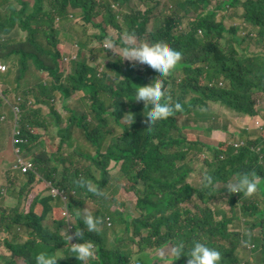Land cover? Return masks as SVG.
Returning a JSON list of instances; mask_svg holds the SVG:
<instances>
[{"label": "trees", "instance_id": "obj_1", "mask_svg": "<svg viewBox=\"0 0 264 264\" xmlns=\"http://www.w3.org/2000/svg\"><path fill=\"white\" fill-rule=\"evenodd\" d=\"M14 1L22 7H15ZM129 1L0 0L6 12H0V61L13 70L7 77L13 75V81L2 82H8L10 87L6 93L10 104L23 112V134L29 135L27 125L40 129L36 136L32 135V144L25 151L30 152L29 157L44 179L28 174L27 184L40 183L43 189L11 198L10 214L0 221V264H35L40 253L57 257V264H84L70 252V243L83 241H91L95 248L88 264H134L135 256L142 263V257L155 258L157 253L170 252L179 244H183L187 255L197 241L218 250L220 264H242L243 252L254 249L253 259L264 264V194L259 192L264 183V152L260 148L263 140L241 155H224L220 146L215 148L214 182L219 180L225 185L244 172L255 173L257 178V191L252 197L229 193L222 202L231 210H238L235 217L221 214V220H216L210 202L216 192L227 189L202 187L194 180L189 143L179 133L175 119L179 113L200 108L210 114L220 110L232 115H253L255 109L264 111L262 105H255L252 100L253 92L260 88L252 76L262 59L247 58L250 46L264 39V0H221L212 10L211 0H151L160 18V27L151 39L168 42L169 47L183 51L186 57L181 66L185 82L175 86L163 84L165 102L179 104L180 108L151 130L141 118L149 109L132 100L136 87L132 70L119 63L108 64L123 80L116 89L107 88L114 98L106 108L104 101L97 98L98 88L103 87L97 80L101 77L89 66L90 61L79 56L78 42H70L71 24H66L101 29L108 23L122 30L111 11L114 5L124 6ZM79 13L81 17L75 18ZM139 19L136 15L126 16L127 33L143 35L147 18ZM242 28L246 29L245 35L240 34ZM69 61L74 63L72 71H66ZM60 71L66 72L68 78L63 79ZM155 79L154 73L143 69L142 78L136 82L142 80L149 85ZM78 92L83 93L81 101L86 111L68 106ZM0 103L1 108V95ZM124 116L133 121L121 145L110 124L125 128L121 123ZM76 131L92 151L84 153L73 143ZM109 137L110 143L105 146ZM111 163L120 165L116 180L131 183L128 194L135 197L140 212L137 218L120 213L119 220L108 213L105 205L100 209L96 205V198L106 197L110 190ZM81 180L93 183L98 194L82 187L78 183ZM49 183L65 192L73 220L64 217L60 198L59 205L46 215L44 211L39 213V202L51 196ZM91 203L95 206L92 215L100 221L98 230H85L81 240L75 232L83 229L82 216ZM190 203L196 208L195 213L186 207ZM23 204H27V210L21 209ZM108 219L125 224V235H116L111 249L105 247L101 235ZM15 225L29 231L27 240L21 235L13 237L11 228ZM3 231L13 238L2 240ZM67 234L73 236L71 241ZM4 244L9 248V256L3 252ZM66 252L70 256L64 258ZM166 264H188V257L169 255Z\"/></svg>", "mask_w": 264, "mask_h": 264}, {"label": "clouds", "instance_id": "obj_2", "mask_svg": "<svg viewBox=\"0 0 264 264\" xmlns=\"http://www.w3.org/2000/svg\"><path fill=\"white\" fill-rule=\"evenodd\" d=\"M246 0H241L242 3H244ZM130 2L124 6H117L114 5L113 10L111 11V14L115 18V23L122 28V30L117 29L111 24H106L107 26H110L114 30L118 32V34L122 36H126L123 41L124 47H122V59L127 60L130 62L129 64L124 65L122 63L121 59L118 60H108L105 63V68L107 73H104V66L97 68L95 71L98 74V77H101L100 80L103 84L102 88H98V94L97 98L99 100H102L100 97L101 92L108 93L111 96V99L114 98L113 95L107 90L108 87H112L114 89L117 88V85L123 80L122 77H117L116 74L108 67L109 63H119L122 67L128 68L132 70L133 74V82L136 84L135 92H134V99H132L135 102L143 103L145 108H148L149 111H146L143 114L142 121L146 124V127L148 130L153 129L157 124L161 121H165L169 118V116L172 114L174 110H179L180 105H171L167 102H165V96L166 93L164 91L163 84H169V85H175V73L178 70H182L181 67L182 64L186 61V57L184 56V52L178 49H173L169 47L168 42L166 41H153L151 39V35L157 31V29L160 27L157 20L155 22V26L151 32H148L146 27L147 24L150 21V14L151 9L148 8L145 12L139 11V10H133L130 9ZM125 8L130 9L129 13H122L121 14V21H120V15L118 14L120 10H124ZM0 12L2 14H6V12L2 9L0 5ZM136 15L140 17L139 21H142L141 17L145 16L147 18V21L144 23L142 29H143V35L137 36L134 33H127V26L125 23L126 16ZM101 36L98 37L100 41H103L104 39L108 38V35L102 27L100 29ZM148 33L149 40L147 42L142 43H135L134 37L136 38H143ZM240 34L241 31H240ZM246 34V31L243 33V35ZM258 45H264V39H260L259 41H256ZM105 48L107 49H113L114 45L111 42V40H108L105 42ZM109 50V55H113V51ZM247 58H254V57H260L262 60L257 64L256 66V72L252 76V78L255 80L256 84L260 86V88H256L255 91L252 94V100L255 102V105L257 102H262L264 99H256L255 95L257 93H264V52H253L250 54ZM0 65L5 66L6 70L1 71L0 74H5L8 72V66L4 64V62L0 61ZM89 66H93L92 62H89ZM94 67V66H93ZM137 67V69H135ZM146 69L150 71L151 73H154L156 75V81L153 83V81L149 85H145V81L142 80L140 82H136L137 78H142V70ZM112 75V76H111ZM143 82V83H142ZM141 83V84H140ZM90 84V82H89ZM145 86H140V85ZM25 88V87H24ZM10 89L8 87V82L3 83L0 82V95L2 98V105L8 106L10 108V112L13 116V128H12V139H11V145L13 147V152L15 154V160L12 163L10 170L13 173H20L22 175H28L30 173H34L37 178H39L41 181H44V179L38 174V168L34 164V162L31 159L26 158L22 154V150L25 151V148L28 145H31V137L32 135H37V130L39 128H32L30 125H27L26 130L29 132V135L26 137L23 134L24 128L22 125V118H23V112L20 111L17 115L14 113L13 107L10 104L8 98H7V91ZM88 96L91 97V93H87ZM1 104V103H0ZM256 110V109H255ZM254 114H235L237 117L241 118H250L251 126L247 122L244 123L242 127L237 126L236 130H234L230 136L227 137V139L223 142L224 147L222 148V151L224 155L231 154V155H241V153L250 152L254 149L256 142H258L261 139L252 140L249 135V131H255V132H263L264 131V115L258 113V110L255 111ZM206 114L212 115L210 113ZM221 113H218L216 116V119H209L208 121L204 122L198 117L196 118L197 122L193 123H186V124H180L177 117L175 119L177 120L178 126L180 128V134L183 135L184 138L188 141V148L191 152V155L193 156V162L196 160H203V166H202V172L203 175H201V178L199 179L198 183L201 186L205 185H212L213 187H217L221 182L218 180L214 182L213 176H214V152H215V146L204 144L200 141L199 137L205 133L208 135H211L213 130H223L225 132H228L229 128L235 123L232 120H229L227 116L225 115V122L222 120ZM224 115V114H223ZM1 121L6 120V116L4 113L1 114ZM207 123L208 125H206ZM131 122L126 125L124 128V132L122 135H120L117 139V142H119L121 145H123V142H121V139L123 138L125 131L127 129H130ZM115 128V127H113ZM187 129H191L194 131H203V133H195L197 137L193 140H189L187 133L185 132ZM241 135L244 137L242 138ZM15 139L21 140V142L16 143ZM264 144V141L260 148H262ZM259 148V151H260ZM1 154V152H0ZM11 154V152H10ZM22 159L32 165V168L29 169L27 172H24L22 168H16L15 165L17 164L18 160ZM10 161L12 159H9ZM207 166V170H204V167ZM78 183L82 187H86L87 190L93 194H98V189L95 187V185L91 182H85L83 180L78 181ZM51 187V197L54 199L60 198L62 201V197L64 196L66 198L64 212L68 210L70 212L69 206H68V199L65 194V192L60 191L57 189L53 184L49 183ZM10 187L8 188L7 192L0 191V200L4 197V203L0 204V209L4 208L8 202V198H10L14 194H22V193H31L36 190V187L32 184H27V179L22 184H10ZM225 188L227 189V192L230 194H242L244 197H252L256 191H257V178L255 173H249L244 172L241 173L234 182L227 183L225 185ZM56 189L58 190L62 195L54 197L52 194V190ZM63 212V215H64ZM71 214V212H70ZM66 217V216H64ZM67 218V217H66ZM68 219V218H67ZM73 220V216L71 214V218L68 219V221ZM108 221V226L111 224ZM99 219L97 217H94L90 213H85L82 216V224L83 229H80L79 231L76 230L75 237H78L82 240L85 230L87 232H96L98 230V224ZM102 237L106 239V233L103 229L102 231ZM68 240L71 241L73 239V236L68 235ZM71 248L70 252L71 254L81 262H84V264H87V262L92 259L95 255V248L94 244L91 241H83L82 243H70ZM173 257H181L186 256L188 257V264H220L221 261V253L209 246H207L204 243L200 242H194L190 250L188 251L187 255H184V246L183 244H179L171 249L170 252H160L157 253L155 258L153 259L152 264H166L168 256ZM57 257H54L53 255L49 253H40L35 257V264H57ZM59 264H62L59 262ZM134 264H137V262H134Z\"/></svg>", "mask_w": 264, "mask_h": 264}, {"label": "rangeland", "instance_id": "obj_3", "mask_svg": "<svg viewBox=\"0 0 264 264\" xmlns=\"http://www.w3.org/2000/svg\"><path fill=\"white\" fill-rule=\"evenodd\" d=\"M220 1L221 0H211V4L209 8L211 10L214 9L219 4ZM14 6L17 8H21L22 4L14 1ZM148 8L151 9V14L149 16L150 21L147 24L146 29L148 32H151L155 26L156 20L160 19L158 10L154 7L153 2L151 0H131L130 2V9L145 12ZM130 9L125 8L124 10H120V12L118 13L120 15V18H119L120 21H121V14L129 13ZM74 17L80 18L81 15L80 13L75 14ZM99 20H101V18H96V21H99ZM66 24H71V34L72 35L70 37V42H72L73 40H76L78 42L79 47H80L79 56L82 57L86 61L92 62L95 70L103 66L105 68V63L108 60L121 59L124 65L130 63L127 60L122 59L121 49L122 47H124L123 41L126 36L121 37L118 34V32L114 30L113 28H111L110 26H107L104 24V29L108 35V38L104 39L103 41H100L98 37L101 36V31L97 27L90 25L87 28L83 29L82 24H78L77 27L74 26V24H72L71 22H66ZM244 32L245 30L242 29L241 33L243 34ZM108 40H111V42L114 45V48L112 50L107 49L104 46L105 42ZM148 40H149L148 33L141 39L134 37V42L137 44L138 42L142 43V42H147ZM109 50L113 51V55L111 56L109 55V52H108ZM67 64H68V67L66 68V71H72L74 63L72 61H69ZM6 65L8 66V72L5 74H0V82H2V79H6V81H10V82L13 81V75L10 78H7L10 73H13L12 67L9 64H6ZM135 69H137V67H135ZM104 70L105 71L103 74L107 73L106 68ZM60 76H62L63 79L68 78V74L64 71H60ZM175 80H176L175 85L183 84L185 82V75L181 69L175 73ZM82 97H83V93L81 92L76 93L75 96L68 103V106L72 108H78L80 109V111H86V106L81 101ZM100 97L104 101L106 108H108L111 103V96L108 93L101 92ZM2 113L5 114L6 120L5 121L0 120V152H1L0 154V191L2 190L3 192H7L8 188L10 187L9 186L10 184H13V185L22 184L27 179V175L24 176L18 172L13 173L10 170V167L15 160V154L13 152V147L11 145L13 116L8 106L1 105L0 118H1ZM66 115L67 117H69L70 113L67 112ZM176 117L180 124H186L190 122H193V123L197 122L196 120L197 117L201 119L202 121L206 122L212 117H214V115H208L205 113L204 109L200 108V109L187 111L184 113H179L177 114ZM132 121L133 119L130 120L129 116H124L121 119V123L123 125H128ZM110 127H115V131L113 134L114 136H120L124 132V128L118 125L116 126V124L113 122L110 124ZM241 137L243 138L244 136L241 135ZM72 139H73V143L79 146L84 153H88L92 151L91 146L85 141L83 135L80 132L76 131L73 134ZM110 140H111L110 137L105 140V146L108 143H110ZM261 149H262V152H264V144ZM22 154L26 158L31 159L34 162L33 158L29 157L30 152L28 153L22 150ZM10 158H12L11 161L9 160ZM118 166L120 165L119 164L115 165L114 163H111V171L113 172V176L111 178L112 183L110 184V190L106 192V197L100 196L96 198V201H97L96 205L99 209L102 208V204L105 205L108 210V213L112 214L113 218H116L119 220H120V215H119L120 213L129 214L131 215L132 218H137L140 212L136 207L135 197L131 194H128V188L131 186V183H129L125 179H121L120 181L116 180V172H117ZM235 179L236 178L233 177L227 183L234 182ZM225 185H222L221 183L216 188H219V189L222 187L225 188ZM259 192L261 194H264V183L260 184ZM228 195H229L228 192H221V193L216 192L215 199H213L210 202V206L213 208V212L215 213L216 220H221V217H222L221 214H225L228 218H234L235 214L238 212L237 209L233 211L230 209L229 206H226L224 203H222L226 201V196ZM61 197L63 199L62 202H63L64 208H66L65 206L66 198L64 196H61ZM58 199L51 198L50 203L52 205L48 204L47 202L48 200L41 202V204L44 207V215H46V213L49 210H52L57 205H59ZM257 200H261V196H257ZM2 203H4V197L0 200V204ZM202 206H205V205L202 204ZM186 207L189 208L193 213L196 212V208L192 205V203L186 205ZM259 207L260 208L263 207V204L261 202H259ZM94 210H95V206L94 204L91 203V204H88L85 210V213L92 214ZM109 222L111 224L108 226L106 223L105 227L103 228L105 230L107 238L104 239L102 237V240L105 242V247L107 249H111L113 247V241L115 240L116 235L119 237H123L125 235V224L123 222L122 224H115L111 220ZM15 232L20 234L21 236H24L26 240H27V237L29 236V231L27 229L18 228V229H15ZM136 250L137 249H134L135 252ZM3 252L6 253L8 256L10 254L9 248L5 244L3 246ZM254 255H255V249L252 252H250V250L248 253L243 252L242 264H257L255 260L253 259ZM67 256H70L69 252L65 253L64 258H67ZM142 258H143V261L141 263V262H138L137 256H135L133 263L137 262V264H152L153 259H154L151 256H144Z\"/></svg>", "mask_w": 264, "mask_h": 264}, {"label": "crops", "instance_id": "obj_4", "mask_svg": "<svg viewBox=\"0 0 264 264\" xmlns=\"http://www.w3.org/2000/svg\"><path fill=\"white\" fill-rule=\"evenodd\" d=\"M242 29H244V30L246 31L245 28H242ZM242 29H241V31H242ZM256 43H257V42H254V43L250 46V48H249V50H248V54L253 53V52H259V51H260V52H264V45H258V44H256ZM24 87H25V84H22L21 88L24 89ZM255 98H256L257 100H258V99H264V93H257V94L255 95ZM257 104H258V105H262V106L264 107V101H262V102H257ZM218 113H221L220 116H221V118H222V120H223L224 122H225V115H226L227 118H228L229 120H232V121L235 123L234 126L232 125V126L229 128L228 132H225V131H223V130H213L212 133H211V135H208V134L203 133V131H201V130H199V131H194V130H191V129H187L185 132L187 133L188 139H189V140H193V139H195V138L197 137V135H195V133H203V134L199 137V139H200V141H201L202 143H204V144H209V145H212V146H215V147L220 146L221 148H223V147H224L223 142L227 139L228 136H230V134H231L234 130H236L237 126L242 127V126L244 125L245 122H247V123L249 124V126H251L250 118H241V117H237V115L229 114L228 112H226V111H224V110H220L219 112H217V113H215V114H212V115H214V117H212V119H216V118H217L216 115H217ZM258 113L264 115V111H263V112L258 111ZM223 114H224V115H223ZM262 119L264 120L263 117H262ZM205 124L208 125L207 123H205ZM39 131H40V129L37 130V132H39ZM249 135H250V138H251L252 140L262 139V140L264 141V131L259 133V132H255V131H252V130H251V131H249ZM260 136H261V137H260ZM259 137H260V138H259ZM191 153H193V152L190 151V156H191V159H192L193 156L191 155ZM192 161H193V159H192ZM203 165H204V164H203V160H196V161L193 162V165H192V168H193V174H192V176H193V178H194V180H195L196 182H198L199 179L201 178V175H203V172H202V166H203ZM207 169H208L207 166L204 167V170H207ZM33 186L36 187V190L33 191V192H37V191H40L41 189H43V188H42V184H40V183H39V184H38V183H37V184H34ZM16 195H18V194H14V195H12L10 198H8V202H7L6 206H5L4 208L0 209V221L2 220V217H3V216H5V217H8V216H9V214H10V210H9L10 200H11L12 197H14V196H16ZM51 198H52V197L50 196L49 198L43 199V200H41V201L39 202V213H41V212L44 211V207H43V205L41 204V202H42V201H45V200H48L47 202H48V204L50 205V204H51V203H50V199H51ZM27 208H28L27 204H23L21 209H26V210H27ZM18 228H19V229H24V226L15 225L14 227H12V228H11V233H12L13 237L20 235V234H18V233L15 232V229H18ZM13 237H9V236L5 233V231H3V232L1 233V239H2V240H5V239H7V238H13Z\"/></svg>", "mask_w": 264, "mask_h": 264}, {"label": "built area", "instance_id": "obj_5", "mask_svg": "<svg viewBox=\"0 0 264 264\" xmlns=\"http://www.w3.org/2000/svg\"><path fill=\"white\" fill-rule=\"evenodd\" d=\"M0 70H1V71H5V70H6V67L0 65ZM12 107H13L14 113H15L16 115L21 111L19 107H14V106H12ZM15 142H16V143H19V142H21V140H19V139H15ZM15 167H16V168H22V170H23L24 172H27L29 169L32 168V165H31L30 163H28V162L22 160V159H19L18 162H17V164L15 165ZM52 194H53L54 197H57V196H61V195H62V194H61L58 190H56V189H53V190H52ZM64 216H66L68 219L71 218V214H70V212H69L68 210H66V211L64 212Z\"/></svg>", "mask_w": 264, "mask_h": 264}]
</instances>
